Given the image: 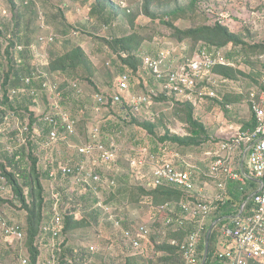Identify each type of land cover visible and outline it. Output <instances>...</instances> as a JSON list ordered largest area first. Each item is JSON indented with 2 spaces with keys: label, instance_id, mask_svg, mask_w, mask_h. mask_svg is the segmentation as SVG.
<instances>
[{
  "label": "rangeland",
  "instance_id": "1",
  "mask_svg": "<svg viewBox=\"0 0 264 264\" xmlns=\"http://www.w3.org/2000/svg\"><path fill=\"white\" fill-rule=\"evenodd\" d=\"M112 1L118 8L120 6L124 8L122 4H125L127 8L131 7L135 12L143 10L142 0ZM157 1L153 6L155 17L140 15L135 20L133 26L119 10L115 11L118 14V16L114 15L115 17L110 16L108 11H104L102 8L106 5V0H50L62 13L50 6H46L43 1H40L41 3L38 2V6L39 8L43 7L45 11L42 8L39 10L40 20H35L28 31L29 36L32 35V32H35V34L40 32L41 13L44 11L46 14L43 13V17L45 15L47 18L45 19L50 22L58 35L59 40L53 47V50L52 47L46 48L45 45L44 48L42 47L43 51L40 50V52L46 51L47 53L44 57L39 58L41 66L48 67L49 60H51L54 54L57 55L63 50L75 47L83 48L87 56L92 60L96 69V74L92 78L96 86L90 84L87 79L82 77V74H80V77H75L74 79L68 77L66 81L61 80L64 83L68 82V85L62 88V103L64 109L77 120V128L84 139L89 137V131L97 121H100L102 129L107 124L112 125V128L105 131L104 135L109 142L113 140L120 146L122 145L124 153L118 166L102 164V167H100L106 173L107 178L116 177L120 179L121 185L125 183L130 186H147L152 182L151 169L149 167H142L137 163L135 156L129 153L131 147L135 145L134 143H137V145L146 144L153 149L157 148V153L166 160H172V147L175 151L179 149L180 154H182L190 166L198 167L201 171L210 173V166H213L220 156L226 154L225 151H222L223 145L232 143L233 140H236L243 133L247 132L248 129L243 126L238 130L234 126L250 122L253 112L249 98H251L254 92L260 93L262 86H264V67L261 63V56L263 54H260V52L250 53L249 49L242 51L241 55L235 57L234 61L235 68L239 69L242 73L237 76L235 81L230 79L231 81L220 90L219 97L221 100H210L202 107L194 110L195 118L207 128L208 139L204 138L199 145L189 148L172 144L173 142L170 141H160V137L164 136L168 131L173 135L186 137L190 134V129L184 121V106L171 102L170 99L160 95L157 85L146 76H144L141 82L139 76H137L138 78L135 82L136 88L133 91L125 93L122 104L111 107L109 105L107 109L103 110L104 112H102L101 116L96 118L93 110L95 106L94 97L97 94L114 93V86L119 80L123 68L124 71L126 69L133 70L131 67L123 66L124 64L120 59L123 54L115 53L109 48V43H113L123 35L138 32L143 39L140 49L135 52L136 56L138 55L139 69L143 68L145 60L155 57L161 51H168L171 54L180 56L181 53L191 50L192 42L190 40L178 43V40L170 39L173 32L164 23L169 21L170 18L163 16L167 10V7H165L167 0ZM175 1H178L180 6H189L192 0ZM196 1L193 11L188 10L185 15L180 16V19L174 22L178 28L186 30L200 25L221 23L232 32L243 34L246 42L251 46L264 44V0ZM2 2L3 0H0V4ZM4 2L2 4L7 6L6 8L9 10L11 8V18L5 23L11 31L13 30L12 19L16 15V12L23 11V6L27 5H21L14 0L17 9L13 10V5L9 3V0H4ZM61 14L65 19L60 18ZM28 20L25 22V26ZM7 28L5 27L4 31ZM36 37L33 40L34 42ZM0 42H3L1 37ZM230 48L228 47V49ZM24 56L28 55L24 54ZM24 56L17 55V59H21L23 62L21 65H25L24 67L17 66V68L26 71V63L24 61H29V57L26 60ZM4 59L3 54H1L0 63ZM10 65L13 68L15 63ZM3 70H5L4 67ZM84 76L87 75L84 74ZM53 79L59 80L55 76ZM74 85H77L78 88H75ZM139 96L148 98L147 102L142 106H139L140 104H137L135 101V97ZM127 100H130V105L127 104ZM20 102L23 106L21 107L22 117L25 115L26 117L25 119H23L24 117L14 119L15 128H19L20 124L24 125L30 121V115L26 114V107L30 106L32 112L36 108L33 100L20 99ZM145 122H152L155 125L156 135L150 134L144 128ZM38 126L40 125L38 124ZM40 131L42 132L43 129L41 128ZM42 137H37L38 150L35 153L38 159H40V165L44 172L47 170L49 164L53 162L67 164L69 158L77 155V147L83 142V139L80 137H77V139L69 138L61 140L55 147L47 149L40 141ZM12 139L13 130H5V127L0 123V159L2 162L5 161L6 156L11 157V154H14L16 150ZM26 163L24 168L31 166L28 158ZM198 177L199 180L194 196L197 197V202H205L208 198L214 196L216 183L207 178L203 179V175L201 174ZM3 184L5 182L0 179V189L3 187ZM125 184L120 187H126ZM43 186L47 204L46 214H49L50 218L51 209L55 202L53 200L55 194H60V200L58 201L59 208L63 207L65 212L79 203L78 200L84 197L89 198L87 202L80 204L81 206L93 207L86 212L79 213L78 216L81 215L82 217L96 210L95 197L96 200L104 202V204L105 200L108 202L105 192L104 195L103 193L99 194L98 198L89 185L87 187L84 184L72 186L66 180L59 183H51L46 179L43 180ZM147 187L149 188V185ZM203 188L204 192L201 193ZM151 189L154 188L151 187L148 190ZM105 190L109 191V188ZM25 192L26 196H28L29 190L27 188ZM0 198L9 202L0 207V219L4 218L25 226L27 213L24 211L22 205L14 200L13 191L10 190L8 193L4 191V193L0 194ZM121 205L123 207L120 206L121 208H119L118 212L123 215L124 213L126 214V211L128 214L130 213L127 219L130 222L133 219L134 224H151L156 217L154 216L155 211L151 209L150 204L145 202V200L132 207V210H128L124 207V204ZM215 214L210 218H215L217 216ZM102 220L100 218L98 226L83 229L73 235L63 236L58 241V244L61 246H57L56 248L53 247L54 244L48 238H39L40 264H60L62 263L63 256H65L63 258L65 264H125L126 259L131 256H143L146 264H150V262L159 264L161 256L167 254L160 252L157 247L171 242L175 238L172 233H168L167 237L163 235L161 233L163 230H160L163 229V225H156L157 227L153 228L155 231L151 238L150 236L144 238L141 249L137 250L124 240L121 232L114 229L109 221H107L109 223H106L105 220ZM156 230H158V234ZM93 245L98 246V249L94 251L95 253L91 249ZM28 256H30L28 250L17 241L13 242L12 245L3 242L0 245V264H21V260L28 259ZM174 259L178 261L177 256Z\"/></svg>",
  "mask_w": 264,
  "mask_h": 264
},
{
  "label": "built area",
  "instance_id": "2",
  "mask_svg": "<svg viewBox=\"0 0 264 264\" xmlns=\"http://www.w3.org/2000/svg\"><path fill=\"white\" fill-rule=\"evenodd\" d=\"M32 1L34 0H15L21 5H29ZM2 3H5L4 0ZM2 3L0 4V15L10 17L11 10ZM122 5L127 8L125 4ZM40 28L43 29L44 33L40 34L35 42L29 46V61H24L26 69L30 68L31 73L25 76L21 73L19 78L13 74L10 82L19 80L21 86L14 87L9 84L6 88V96L5 78L0 77V96L6 98L8 103L12 105L17 98L32 97L34 106H36L34 113L41 117L44 127L50 130L47 135H44V128L41 132L40 126H35L34 131H30V121L24 125L20 124V134L17 138L20 146H28L32 140L37 143V137L42 136L45 138H40V141L47 149L55 147L61 140L77 139V137L83 139L82 144L77 147L76 158L74 156L69 158L67 164L60 163L50 172L47 181L59 183L63 180H69L72 186L84 184L87 187L89 185L99 198L96 185L102 184L106 189H111L113 186L115 188L120 187L116 177L107 178L106 173L101 169V165L118 166L124 148L115 141L109 142L106 139L100 121L94 123L87 139L81 136L77 128V120L63 107V82L53 79V74L49 72L47 67L41 66L39 60L40 57L47 54L46 51L40 52V50L43 51L42 47L44 48L45 45L48 48L58 39V35L47 25L43 13H41ZM75 34L77 33L75 32ZM4 46L6 47V44ZM26 49L23 45L11 49L17 66H25L21 65L23 62L21 59H17V55L24 54ZM228 52V48L220 50L198 48L196 51L191 48V50L178 56L168 51H161L155 57L145 60L143 68H138L137 71L126 69L122 72L114 86V93L97 94L94 97L95 106L93 110L96 118H99L104 112L103 110L107 109L109 105L111 107L124 102L125 93L136 88L137 76H139L140 82L144 76L151 79L159 88V94L170 99L171 102L188 103L195 109L202 107L210 100H221L219 97L220 90L231 80L217 75L215 69L219 66L235 67L234 62L227 57ZM261 61L264 67V54L261 56ZM16 69L18 68L16 67ZM35 83L39 85H34ZM74 87L76 88L77 85ZM261 90L260 93L254 92L249 98L256 120L255 128L253 130L248 129L232 143L223 145L222 151H225L226 154L220 156L217 162L210 166V173L203 172L198 167L190 166L182 154L178 150L175 151L173 147L172 160L160 157L156 148H150L146 144L137 145L134 143L135 145L130 149L129 153L135 156L138 164L151 169L152 182L148 184L149 188L169 186L182 190L189 195L187 201L179 203L181 210L179 214L172 204L161 207V211L166 214L163 229H160L163 230L161 231L163 235L167 237L168 233H181L182 229L189 231L188 236L183 241L173 238L170 242L179 247L183 264H201L202 259L199 257L198 248L209 221L212 219L210 217L226 203L228 188L232 182L242 183L241 192H243L247 188L248 180L257 182L258 187L251 191L252 193L242 207L232 216L226 218L227 223L220 228L221 244L216 260L218 264H264V89ZM147 100L146 97H135L136 103L140 104L139 106L144 105ZM130 103V100H127V104L130 105ZM0 109L7 110L1 103ZM12 118L18 119L15 112L7 111L5 120L8 121ZM246 162L249 163L250 168L247 173L244 168ZM199 174L216 183L214 196L205 202L193 200ZM0 179L6 184L4 176H1ZM149 188L147 187V189ZM1 189L3 190L5 187ZM203 192L204 188L201 190V193ZM59 197L60 194L54 195L52 219L44 221L42 224V232L45 236L49 235L54 248L59 245L58 240L61 238L64 226L58 204ZM97 206L103 209L105 215H108V221L113 225L112 227L120 231L124 240L134 249H141L143 239L151 237L155 231L153 229L156 228L157 221L155 220L151 224L146 223L133 226L131 229H124L122 224L116 220V216L113 215V209L110 205L99 202ZM156 233H159L158 230ZM15 241L24 246L25 233L22 226L4 218L0 219V245L2 242L12 245ZM91 249L95 253L94 251L98 249V246L93 245ZM28 263L29 259L21 260V264Z\"/></svg>",
  "mask_w": 264,
  "mask_h": 264
},
{
  "label": "trees",
  "instance_id": "3",
  "mask_svg": "<svg viewBox=\"0 0 264 264\" xmlns=\"http://www.w3.org/2000/svg\"><path fill=\"white\" fill-rule=\"evenodd\" d=\"M10 4L13 5V10L17 9V6L14 3V0H9ZM43 1L46 6H50L53 9H56L60 13L61 10H59L55 5H53L50 0H34L30 2L29 5L23 6V11H17L16 15L12 19V26L13 30L10 31L9 27L7 28V24H5L10 17H3L0 16V37L3 39V43L6 44V47L3 46L0 42V55L3 54L4 60L0 63V76L5 78V96L7 94V86L10 84L14 87L21 86V82L19 80H14L10 82V79L12 75L14 74L16 78H19V75L22 73L25 75L31 73L30 68H27L26 71L24 69H16L17 63L15 61V58L13 57L11 53V49L15 48L18 45H23L27 49L25 51L24 56L23 53H21V57H25L27 60V57L30 55L29 46L33 44V40L35 37L39 36L40 34L44 33L43 29L40 28V32L35 34V32H32V35H28L29 27L31 24L35 22V20H40V9L43 7L38 6V2ZM143 2V10L142 11H134L132 8H118L114 5V2L112 0H106V5L103 6L104 11H108L110 13V16H118V14L115 13L116 10H119L123 13V15L129 20V23L133 26L135 20L140 15H146L148 17H155L153 14V6L155 3H157V0H142ZM196 0H192L189 6H180L178 1L175 0H167L165 3L167 7V10L164 12L163 16L169 17L170 20L167 22H164L171 30H172V36L170 39L178 40L179 42H184L186 40H190L192 42V50L196 51L198 48H206V49H224V48H230L229 52L227 53V57L231 59L233 62L235 61V57H238L241 55L242 51L248 50L250 53L254 52H260V54H264V44L251 46L246 42L245 37L243 34H237L232 32L228 27L222 25L221 23H216L214 25H200L197 27L189 28L186 30H182L178 28L174 22L180 19V16L185 15L188 10L193 11L195 9ZM41 5V4H40ZM99 6V4H98ZM118 8V9H117ZM44 10V9H43ZM102 10V11H103ZM45 11V10H44ZM43 11V13H45ZM46 14V13H45ZM38 15V17H37ZM114 16V17H115ZM44 15V19H45ZM60 18L65 19V17L61 14ZM28 20L26 26L25 22ZM47 19V18H46ZM45 19L47 25L51 27V29L55 32L54 27ZM40 22V21H39ZM5 27L7 28L5 31ZM48 33V32H46ZM56 33V32H55ZM24 34V36H22ZM36 37V38H37ZM59 39L56 40L54 44H52L50 47L55 46ZM143 39L141 38V35L138 32H134L133 34H127L119 37L116 39L113 43H109V48L112 49L115 53L123 54L120 59L123 62V66L131 67L134 71H137L139 61L137 59V56L135 52H137L138 49H140V45L142 43ZM240 48V50H238ZM127 55V56H126ZM15 63L13 68L10 64ZM6 70H3V67ZM48 70L55 78H58L59 80L66 81L69 78L74 79L75 77H80V74H82V77L87 79V81L92 84L93 86H96V84L93 82V76L96 74L95 66L92 62V60L87 56L84 49L81 47H75L71 48L69 50H63L59 54H54L49 60ZM124 71V68H123ZM122 71V72H123ZM215 73L217 75H221L224 78L236 80L237 76L241 74L242 72L235 68V67H227V66H219L215 69ZM87 75V76H84ZM65 78V79H64ZM67 83V84H66ZM34 85H39L38 83H35ZM68 85V82H63L62 87ZM262 89H264V86H262ZM20 99H27V101H32V97H24V98H17L13 105L9 104L6 98H1L0 96V103L6 107L5 109H0V123L2 126L5 127V129L13 130V144H15L16 150L14 154H11V157L6 156L5 161H1L0 159V177L4 176L6 178V184H3V187L5 189H0V194L4 193L6 191L7 193L11 190L13 191L14 200L18 201L24 211L27 213L26 218V225L22 226V230L25 233V242H24V248L28 250V253L30 256H28L30 259V263L28 264H40V254L39 246H38V239L39 238H48L50 240L49 235L45 236L42 232V224L44 221H50L53 217L52 209H51V218L49 217V214H46V197H45V191L43 186V180H48L50 172L59 166L58 163H51L47 167V170L44 172L41 165H40V159H38L36 155V151L38 150V144L35 143V141H30L28 146H20L17 142V138L19 137V128L14 125V119L12 118L8 121L5 120V115L7 114V111L15 112L16 117L19 119V117H22L21 111H22V104L20 102ZM26 102V101H25ZM21 105V106H20ZM33 105V104H30ZM185 108V122L189 126V135L186 137H180L177 135H173L171 133H166L164 136L160 137L161 142H173L172 144H177L181 147H193L197 146L203 141L204 138L208 139L207 134V128L206 126L200 122L198 119L195 118L194 110L195 108L191 104H181ZM226 107V106H225ZM29 114L30 119V131H34V127L40 125L41 128H44V135H47L50 130L46 127H44V124L41 122V117L37 116L34 112L30 110V106L26 107V114ZM24 117V118H23ZM22 118L25 119L26 115ZM256 126V120L255 116L253 115V121L252 124L247 127V129H254ZM109 128H112L111 124H107L103 128V133L105 131H108ZM144 128H146L150 134H155V125L152 124V122H145ZM145 129V130H146ZM43 137L42 139H44ZM37 148V149H36ZM157 149V148H156ZM158 150V149H157ZM179 151V149H176ZM30 161L31 166L28 168H24L26 163V160ZM205 179V177H203ZM67 182H70L69 180H66ZM71 183V182H70ZM119 186L121 185L120 179H118ZM242 184V183H241ZM239 183H233L229 185L228 188V197L227 201L224 205L220 207V210L216 212L215 218H212L209 221V224L207 226V229L204 233V237L202 242L199 245L198 253L199 257L202 259L201 264L204 260V256L206 253V240L208 235V230L211 227V225L218 221L222 220L221 223H219L216 228L213 230L210 242H209V257L206 264H218L216 257L217 252L220 249V234L219 230L220 228L227 223L225 217H230L234 213H236L244 204V202L249 198L251 191L256 189L258 187V183L252 180L247 181V186L249 185V190H244L241 192L242 185ZM126 187L122 188H115L114 186L111 187V189L105 190L106 188L100 185H96V189L99 194L104 192L107 194L108 202L105 200V204L110 205L113 209V215H115L116 220H118L124 229H131L133 226L141 225V223L134 224V220L132 219L131 222L129 219H127L128 212L126 211V214H120L119 208L122 206L121 204H124V207H126L128 210H132V207H134L136 204L143 202H148L151 206V209L155 211L154 216L155 221H157L156 225H163V221L166 218V214H164L161 211V207L166 204H172L179 214L181 212L179 208V203L183 201H187L189 199V195L186 194L184 191L172 188L169 186H159L157 188L148 190L143 185H127ZM246 186V187H247ZM28 189V196H26L25 189ZM195 195V194H194ZM98 197V196H97ZM89 198H82L81 200H78L79 203L75 204L73 207L69 208L67 212L64 211L63 207L60 209L62 216H63V229L61 232V238L63 236L73 235L77 232H80L83 229H87L90 227H95L99 225L100 218L106 221H108V215H105L103 209L99 206H97L96 210L92 211L90 214H85L83 217L79 215L81 212H86L93 206H81L80 203L87 202ZM197 197H195L193 200H196ZM54 200V199H53ZM121 200V201H120ZM55 201V200H54ZM122 202V203H120ZM9 202H7L5 199L0 198V207L2 205H5ZM55 203V202H54ZM99 203V200H96L95 197V205ZM104 203V202H103ZM54 205V204H53ZM51 207V206H50ZM123 207V206H122ZM53 208V207H52ZM134 210V209H133ZM81 218V219H80ZM225 218V219H224ZM102 220V221H103ZM146 224V223H145ZM157 227V226H156ZM189 234V231H185L182 229L181 233L174 234L175 238L183 241ZM151 238V237H150ZM59 241V240H58ZM51 242V240H50ZM61 246V245H57ZM160 252H164L165 256H161L159 260V264H183L181 252L179 247L171 244L170 242H167L165 244H162L161 246L157 247ZM95 255V254H94ZM98 255V254H97ZM177 256L178 261L174 259ZM62 257V263L65 264ZM103 258V257H102ZM145 259L143 256L135 257L131 256L126 259L125 264H146V262L143 260ZM150 264H155L154 262H150Z\"/></svg>",
  "mask_w": 264,
  "mask_h": 264
},
{
  "label": "crops",
  "instance_id": "4",
  "mask_svg": "<svg viewBox=\"0 0 264 264\" xmlns=\"http://www.w3.org/2000/svg\"><path fill=\"white\" fill-rule=\"evenodd\" d=\"M227 107H229V106H227ZM252 121H253V117L251 118L250 122H247L246 124H237V125L234 126V128H236L237 130L240 129V127H242V126L245 127V128H247L249 125L252 124ZM0 143H1V140H0ZM0 145H1V144H0ZM1 147H2V146H1ZM244 168H245L246 173L249 172V169H250V168H249V163H248V162H246V163L244 164ZM249 188H250V187H249V185H248L247 188H246V190H248ZM133 214H134V213H133ZM225 218H229V217H225ZM225 218H224V219H225ZM222 220H223V218L220 220L219 223H221ZM214 223H215V222H214ZM214 223H213V224H214ZM219 223H218V224H219ZM213 224H212V225H213ZM212 225H211V226H212ZM210 228H211V227H210ZM210 228H209V230H210ZM215 228H216V227H215ZM215 228H214V229H215ZM214 229H213V230H214ZM209 230H208V233H209ZM212 232H213V231H212ZM207 237H208V235H207ZM206 242H207V240H206Z\"/></svg>",
  "mask_w": 264,
  "mask_h": 264
},
{
  "label": "water",
  "instance_id": "5",
  "mask_svg": "<svg viewBox=\"0 0 264 264\" xmlns=\"http://www.w3.org/2000/svg\"><path fill=\"white\" fill-rule=\"evenodd\" d=\"M220 222V220L216 221L210 228L209 233H208V237H207V242H206V253L204 256V260L202 262V264H206L208 261V257H209V242H210V237L212 234L213 229L218 225V223Z\"/></svg>",
  "mask_w": 264,
  "mask_h": 264
},
{
  "label": "clouds",
  "instance_id": "6",
  "mask_svg": "<svg viewBox=\"0 0 264 264\" xmlns=\"http://www.w3.org/2000/svg\"><path fill=\"white\" fill-rule=\"evenodd\" d=\"M10 10H11V8H10ZM1 44L4 46V43L3 42H1ZM48 68V67H47ZM1 77V76H0Z\"/></svg>",
  "mask_w": 264,
  "mask_h": 264
}]
</instances>
